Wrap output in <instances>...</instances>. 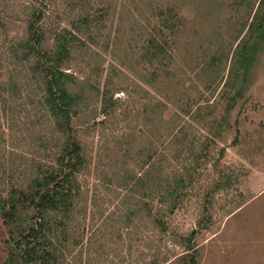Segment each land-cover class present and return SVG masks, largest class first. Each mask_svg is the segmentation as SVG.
<instances>
[{
	"label": "rangeland",
	"instance_id": "obj_1",
	"mask_svg": "<svg viewBox=\"0 0 264 264\" xmlns=\"http://www.w3.org/2000/svg\"><path fill=\"white\" fill-rule=\"evenodd\" d=\"M258 2L89 0L93 16L68 67L86 82L73 123L86 167L77 175L82 197L69 224L75 242L60 264H178L180 236L202 218L209 194V222L194 240L197 264H264V41L247 70L236 55ZM72 3L52 7L66 9L70 22L78 16ZM15 33H0L1 196L58 153L41 84L8 52ZM150 39L163 47L160 54ZM104 86L118 101L108 117L99 110ZM157 164L183 166L192 179L165 233L152 222L156 197L142 203L135 185L146 179L150 187ZM218 180L222 189L213 191ZM7 238L0 217V262Z\"/></svg>",
	"mask_w": 264,
	"mask_h": 264
},
{
	"label": "trees",
	"instance_id": "obj_2",
	"mask_svg": "<svg viewBox=\"0 0 264 264\" xmlns=\"http://www.w3.org/2000/svg\"><path fill=\"white\" fill-rule=\"evenodd\" d=\"M69 1L74 2L71 9L76 7L78 12L70 22L66 9L59 12L52 7L55 0H0V33L16 32L8 52L24 69L29 66L30 76L40 82L41 104L52 118L58 136V153L52 165L45 169L38 166L37 174L29 178L26 185H11L5 196L0 192V217L8 229L9 250L0 264H60L68 251L69 240L73 239L69 224L82 197L77 175L86 167V157L73 123L81 112L86 82L79 80L68 67L73 50L81 45L78 39L81 27H87L93 15L85 10L89 0ZM263 1L259 0L249 24V37L236 48L237 61L244 70L252 64L264 41V11L260 10ZM163 22L166 26L167 21ZM49 42L51 46L47 47ZM148 42L154 52H159L157 54L163 51L154 40ZM117 102L104 86L100 92V113L110 116ZM169 168L161 164L150 166V187L146 179L135 182L137 189L141 186L144 192L142 203H146L148 197H156L159 208L152 222L162 233L169 229V216L182 208L192 183L183 166L174 171ZM125 178L131 181L133 176L126 173ZM222 183L223 180H218L213 191L222 189ZM210 196L205 199L202 218L187 234L180 236L185 253L178 264H197L194 240L207 228Z\"/></svg>",
	"mask_w": 264,
	"mask_h": 264
}]
</instances>
